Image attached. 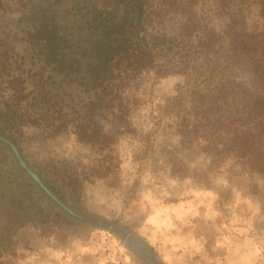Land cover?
<instances>
[{
  "label": "rangeland",
  "instance_id": "rangeland-1",
  "mask_svg": "<svg viewBox=\"0 0 264 264\" xmlns=\"http://www.w3.org/2000/svg\"><path fill=\"white\" fill-rule=\"evenodd\" d=\"M63 1L64 7H71L73 2ZM119 1L117 8L121 10L127 0ZM217 1L148 0L147 13L149 11L153 18V24L151 19L148 22L149 31L174 34L182 23L195 17L213 23L217 32H223L229 22L230 10L227 5L221 7ZM64 7H54L58 18ZM160 15H164L163 22L158 19ZM11 23L14 29L0 27V39L12 57L5 60L6 54L0 49V63L11 61L12 72L23 70L28 80L44 77L49 88L61 94L64 91L66 97L73 92L76 105L84 111L97 106L94 117L104 128L117 130L116 140L109 147L112 151L92 149L72 132L46 136L31 128L19 133L27 159L67 163L84 177L90 176L92 169L99 174L82 184V207L142 226L155 206L178 200L180 196L192 198L193 191L198 188L214 189L229 208L230 225L251 224L249 233L254 231L264 235V171L256 170L264 165V161L261 158L254 160L256 168L249 171V181L245 182L248 186H238L236 182L240 184L241 178L232 177L233 173L249 169L250 164H246V158L242 156L245 128L255 127L256 133L262 130L264 135V119L258 121L252 118L253 113L246 112L249 109L255 113L258 109L264 110V73L247 70V64L242 60L234 62L226 33L220 40L226 43L225 46L220 44V49L215 52L196 53L188 61L190 68L185 72L170 70L160 76L154 71L142 70L134 75L130 93L127 86L122 95L126 98L127 122L125 126H119L113 120L110 108L104 109L103 103L99 104L98 95L89 96L90 92H85L84 88H75L73 83H68L65 71H58L54 63H46L40 58L26 33L17 31L16 22ZM164 62L171 66L182 60L178 53H172L167 59L155 56L153 65L158 69ZM14 75H5L3 79H13ZM32 84L25 81L13 87L16 90L23 87L28 92L32 90ZM6 90H12V87ZM1 91L5 89H1L0 79ZM254 139L257 142L253 144L258 147L252 148L264 153V138ZM98 168L107 171V175H100ZM66 188L68 192L72 191L69 186ZM239 193L249 198L241 195L238 200ZM80 229L69 238H66L65 230L44 240L37 230L28 228L22 233L23 243H26L22 245L25 249L21 257L3 264H136L127 247L108 230ZM232 231L229 228V232ZM27 245L34 249H26ZM205 264L236 262L208 261Z\"/></svg>",
  "mask_w": 264,
  "mask_h": 264
},
{
  "label": "trees",
  "instance_id": "trees-1",
  "mask_svg": "<svg viewBox=\"0 0 264 264\" xmlns=\"http://www.w3.org/2000/svg\"><path fill=\"white\" fill-rule=\"evenodd\" d=\"M117 1L120 2L73 0L71 7H64L63 0H0V27L14 29L11 21L16 22L17 31L26 33L40 58L54 63L58 71L64 70L68 83H73L75 88H84L90 92L89 96L98 95L99 104L103 103L104 109L110 108L119 126L127 122L126 98L122 95L127 86L130 93L134 75L142 70L160 76L170 70L185 72L190 68L188 61L196 53L215 52L220 44L225 46L220 41L225 33L234 62L242 60L247 70L264 73V0H219L221 7L227 5L230 10L225 31L217 32L213 23L194 17L182 23L174 34L149 31L148 22L151 19L153 24V18L147 13L148 0H128L121 10ZM56 5L64 7L59 18L58 12H54ZM162 17L158 19L162 21ZM0 49L6 54L5 60L12 57L1 39ZM172 53H178L182 62L170 66L167 60L155 69V56L167 59ZM13 70L11 61L0 63L1 89H5L0 92V264L21 257L25 249L22 245L26 243L22 233L28 228L37 230L47 240L65 230L69 238L79 233L80 228L89 227L108 230L119 238L136 264H171L147 238L140 224L122 222L82 207V184L94 174L99 175L96 171L92 169L91 175L84 177L67 163L27 159L19 139V133L24 130L34 128L46 136L72 132L78 140L101 151L113 150L109 147L116 140L117 130L104 128L94 117L97 106L84 111L76 105L73 92L66 97L64 91L61 94L49 88L44 77L28 80L23 70ZM5 75L15 78L3 79ZM25 81L33 83L31 91L23 87L14 89L15 84ZM9 86L12 90L7 91ZM248 111L253 113L252 118L263 121V109L256 113ZM262 132L256 133L255 127L245 128L242 156L250 164L249 169L232 175L241 178L240 184L236 182L240 187L249 185L245 182L249 181V171L256 168L254 160L264 161V153L252 148L258 147L253 144L257 142L254 138H264ZM96 170L107 175L101 168ZM256 170L264 171V165ZM66 186L72 191L68 192ZM26 249L34 248L27 245Z\"/></svg>",
  "mask_w": 264,
  "mask_h": 264
},
{
  "label": "crops",
  "instance_id": "crops-1",
  "mask_svg": "<svg viewBox=\"0 0 264 264\" xmlns=\"http://www.w3.org/2000/svg\"><path fill=\"white\" fill-rule=\"evenodd\" d=\"M193 192L192 198L180 196L155 206L142 225L163 258L171 264H264V235L249 233L251 224L230 225L229 208L216 190L198 188ZM239 194L238 200L249 198Z\"/></svg>",
  "mask_w": 264,
  "mask_h": 264
},
{
  "label": "flooded vegetation",
  "instance_id": "flooded-vegetation-1",
  "mask_svg": "<svg viewBox=\"0 0 264 264\" xmlns=\"http://www.w3.org/2000/svg\"><path fill=\"white\" fill-rule=\"evenodd\" d=\"M118 2V1H117ZM127 2H128V0H127ZM125 5V3L123 4V6Z\"/></svg>",
  "mask_w": 264,
  "mask_h": 264
}]
</instances>
